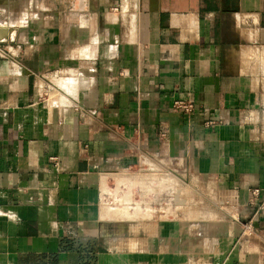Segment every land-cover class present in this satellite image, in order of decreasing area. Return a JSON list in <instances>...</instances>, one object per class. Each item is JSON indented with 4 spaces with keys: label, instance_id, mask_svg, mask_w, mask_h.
Returning a JSON list of instances; mask_svg holds the SVG:
<instances>
[{
    "label": "crops",
    "instance_id": "obj_1",
    "mask_svg": "<svg viewBox=\"0 0 264 264\" xmlns=\"http://www.w3.org/2000/svg\"><path fill=\"white\" fill-rule=\"evenodd\" d=\"M150 175L195 199L117 247ZM261 205L264 0H0V264H264Z\"/></svg>",
    "mask_w": 264,
    "mask_h": 264
},
{
    "label": "rangeland",
    "instance_id": "obj_2",
    "mask_svg": "<svg viewBox=\"0 0 264 264\" xmlns=\"http://www.w3.org/2000/svg\"><path fill=\"white\" fill-rule=\"evenodd\" d=\"M144 166L149 169L148 171H184L182 164L172 160ZM140 170L139 168L134 171ZM117 176H123V174ZM147 177V185L137 180L126 188L124 184H121V178H117L116 181L110 180L108 186L104 188L103 203L107 207L114 208L112 215L117 220L110 234V242L117 247H136L139 240L135 237L153 229L151 225L142 224L143 221L154 216L172 215L176 210L174 206L178 208L179 202L180 210L183 211L189 200L195 199L194 193L189 191L186 184L184 185L187 181L183 177L180 183H178V177H172V175L145 176ZM142 186H145L146 191H142ZM200 210L203 209L200 208Z\"/></svg>",
    "mask_w": 264,
    "mask_h": 264
},
{
    "label": "built area",
    "instance_id": "obj_3",
    "mask_svg": "<svg viewBox=\"0 0 264 264\" xmlns=\"http://www.w3.org/2000/svg\"><path fill=\"white\" fill-rule=\"evenodd\" d=\"M3 27V26H2ZM172 110L176 111L178 113H182L184 115H188L194 110V105L190 101H182V100H176L172 103ZM164 134L162 133L161 136ZM252 195H256L258 193L257 189H253L251 191ZM261 209H264V206L261 205ZM250 224L247 225V228H250Z\"/></svg>",
    "mask_w": 264,
    "mask_h": 264
},
{
    "label": "bare ground",
    "instance_id": "obj_4",
    "mask_svg": "<svg viewBox=\"0 0 264 264\" xmlns=\"http://www.w3.org/2000/svg\"><path fill=\"white\" fill-rule=\"evenodd\" d=\"M2 37V36H1Z\"/></svg>",
    "mask_w": 264,
    "mask_h": 264
}]
</instances>
